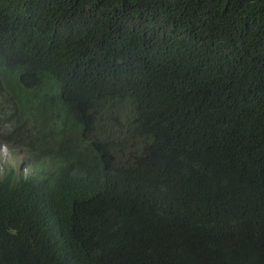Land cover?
Wrapping results in <instances>:
<instances>
[{
    "label": "trees",
    "instance_id": "obj_1",
    "mask_svg": "<svg viewBox=\"0 0 264 264\" xmlns=\"http://www.w3.org/2000/svg\"><path fill=\"white\" fill-rule=\"evenodd\" d=\"M0 264H264V0H0Z\"/></svg>",
    "mask_w": 264,
    "mask_h": 264
},
{
    "label": "rangeland",
    "instance_id": "obj_2",
    "mask_svg": "<svg viewBox=\"0 0 264 264\" xmlns=\"http://www.w3.org/2000/svg\"><path fill=\"white\" fill-rule=\"evenodd\" d=\"M1 124L2 123V115H0V133L2 134L1 130ZM1 140V137H0ZM0 162H1V168L0 171H2V166L4 165H11V164H22V157H15L9 147H2L0 150Z\"/></svg>",
    "mask_w": 264,
    "mask_h": 264
},
{
    "label": "clouds",
    "instance_id": "obj_3",
    "mask_svg": "<svg viewBox=\"0 0 264 264\" xmlns=\"http://www.w3.org/2000/svg\"><path fill=\"white\" fill-rule=\"evenodd\" d=\"M2 147H9L10 150H11L10 145H7V144H5V143H0V150H1ZM11 152H12V150H11ZM12 154H13V153H12ZM13 155H14V154H13ZM20 157H22V164H20V165H18V164H11V165H8V166L24 167V166H25V164H24V160L27 159V156L25 155V156H20ZM4 166H7V165H4ZM4 166H2V167H4ZM0 168H1V162H0Z\"/></svg>",
    "mask_w": 264,
    "mask_h": 264
}]
</instances>
